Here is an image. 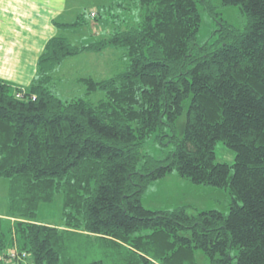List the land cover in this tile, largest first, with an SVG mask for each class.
<instances>
[{"label":"trees","instance_id":"obj_1","mask_svg":"<svg viewBox=\"0 0 264 264\" xmlns=\"http://www.w3.org/2000/svg\"><path fill=\"white\" fill-rule=\"evenodd\" d=\"M114 1L124 26L80 46L51 38L26 91L0 80V178L9 182L0 254L18 246L33 264H106L101 255L119 264H264V0H220L243 24L221 23L204 44L202 13L216 15V0ZM84 18L59 27L80 28ZM109 48L125 50V71L81 78L87 98L55 92L66 59ZM98 91L105 97L94 103ZM152 137L173 149L145 153ZM218 142L233 164L217 161ZM173 172L226 189L229 212L146 208V188ZM58 194L62 224L41 223V205Z\"/></svg>","mask_w":264,"mask_h":264},{"label":"rangeland","instance_id":"obj_2","mask_svg":"<svg viewBox=\"0 0 264 264\" xmlns=\"http://www.w3.org/2000/svg\"><path fill=\"white\" fill-rule=\"evenodd\" d=\"M85 2L86 4H83L84 8L81 13L85 15L84 19L86 23L79 28V30L72 29L71 31L64 32V36L67 37L73 45L80 46L81 43L88 42V39H99V35L96 38L95 35L101 33L102 25L110 23L116 24V22H118V25H124V23L121 22L123 19L122 10L118 11L117 7L114 6L112 10H109V8L106 9L104 4L100 3V0H95L91 3H88V1ZM120 2L123 1L120 0ZM216 5V15H211L208 12L202 13V25L198 34L199 44H204L214 39V31L221 27V23H227L236 27H240L243 24L237 7L222 8L220 7V0H216ZM125 7L133 9L136 14H138L136 7L133 8L127 4ZM111 11L113 16L109 14ZM92 12H96L98 16L92 18ZM116 15L117 17H115ZM118 15L119 18L121 17V20H118ZM114 19L116 21H114ZM135 19H137V17H135ZM124 53L125 50L122 48H109L101 53H85L80 56L66 59L63 65L58 67L54 73L55 92L63 99L87 98L85 85L77 82L76 78L80 75H86L85 77H92L100 81L116 73L125 71L129 61L124 57ZM28 88L29 87H23L19 89H24V91H26ZM104 97V93L98 91L88 98L92 102L97 103ZM184 121L185 115L179 119L178 128H181ZM166 130H168V128H166ZM163 140L167 141L168 138ZM173 147V144L163 146L152 137L145 145L144 152L154 157H161L163 151L168 152L172 150ZM216 152L218 162L228 164L234 163L235 153L222 142L217 143ZM8 191V180L0 178V214L4 217L7 216ZM63 199V195L58 194L52 204L41 205L38 220L41 223L61 225L64 210ZM142 202L146 208L155 211H171L182 206H190L198 211L218 210L227 214L231 207L232 198L226 189L196 185L181 178L176 172H173L163 179L150 183L143 194ZM12 220L14 221V219ZM16 250L23 252L18 246L11 247L6 252L8 253L9 251ZM97 259H103L106 264H119L113 257L101 255ZM15 264H33V257L30 255L25 260L15 261Z\"/></svg>","mask_w":264,"mask_h":264},{"label":"crops","instance_id":"obj_3","mask_svg":"<svg viewBox=\"0 0 264 264\" xmlns=\"http://www.w3.org/2000/svg\"><path fill=\"white\" fill-rule=\"evenodd\" d=\"M85 1L95 0H0V80L16 88L28 87L34 82L46 43L55 36H64L65 31L79 30L59 27V24L76 22L83 15ZM100 3L109 10L117 7L114 0H100ZM117 23L102 25L103 32L95 38L105 37L121 26ZM85 76H78L76 81L89 78Z\"/></svg>","mask_w":264,"mask_h":264},{"label":"built area","instance_id":"obj_4","mask_svg":"<svg viewBox=\"0 0 264 264\" xmlns=\"http://www.w3.org/2000/svg\"><path fill=\"white\" fill-rule=\"evenodd\" d=\"M23 95H24L23 93H18L16 97L22 98ZM16 251H9L8 253L6 252L4 254H0V261L2 262V264H13V262L15 264V261L25 260L30 256V254L26 251L23 252H19V251L16 252Z\"/></svg>","mask_w":264,"mask_h":264}]
</instances>
